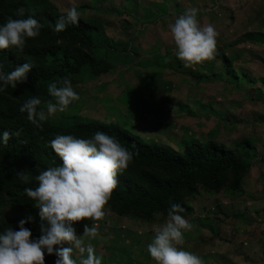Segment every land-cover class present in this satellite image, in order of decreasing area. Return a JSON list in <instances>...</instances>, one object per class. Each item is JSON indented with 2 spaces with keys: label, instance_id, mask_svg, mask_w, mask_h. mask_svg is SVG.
<instances>
[{
  "label": "rangeland",
  "instance_id": "rangeland-1",
  "mask_svg": "<svg viewBox=\"0 0 264 264\" xmlns=\"http://www.w3.org/2000/svg\"><path fill=\"white\" fill-rule=\"evenodd\" d=\"M49 1L58 15L77 6L81 20L93 27L87 30L90 45L76 37L50 47L58 53L78 47L105 57L111 67L71 78L80 99L47 121L117 124L144 143L176 153L187 144L208 142L231 150L225 160L249 164L247 173L236 189L211 192L199 186L185 199L193 228L182 247L199 254L204 264H264V0H135L139 16L129 11V0V9L125 0ZM190 7L198 8L201 23H213L220 36L215 59L185 67L173 52L168 23ZM144 9L149 20L142 17ZM224 57L226 68L243 79H227ZM26 61L16 56L17 64ZM49 99L43 98L41 107ZM17 199V190H0V224L13 226L31 215L40 228L38 208L18 205ZM106 210L91 241L104 264H157L147 244L167 215L147 219L108 205ZM85 223L91 224L90 218L76 222L77 234H83Z\"/></svg>",
  "mask_w": 264,
  "mask_h": 264
},
{
  "label": "clouds",
  "instance_id": "clouds-1",
  "mask_svg": "<svg viewBox=\"0 0 264 264\" xmlns=\"http://www.w3.org/2000/svg\"><path fill=\"white\" fill-rule=\"evenodd\" d=\"M17 12L20 18L10 16L0 23V50L14 47L23 52L28 38L40 34L43 24L34 15L25 16L23 7ZM80 19L81 12L73 5L59 15L53 31L59 33L69 25H78ZM168 30L173 52L185 67L215 59L220 32L213 23H201L198 8L185 9L168 23ZM33 66L26 61L5 71L0 63V93L26 82ZM47 91L54 99H49L44 107L39 95L31 96L20 106L28 121L38 128L80 99L68 76L49 82ZM12 136L19 137L20 131L3 130L0 144H8ZM48 144L62 162L40 171L35 176L36 186L24 189L38 208L39 235L34 236L32 228L26 226L35 222L31 215L20 219L18 227L0 230V264H46V254L56 257L54 264H104L103 254H97L91 241L98 237V222L107 214L106 205L117 187L118 174L129 167L135 153L117 136L103 130L86 138L58 133ZM16 174L25 184L32 180L26 169ZM183 211L182 204L172 202L166 221L154 229L147 252L157 264H204L199 254L182 247L185 233L193 228ZM85 218H90L91 224L85 223L83 234H77L76 222Z\"/></svg>",
  "mask_w": 264,
  "mask_h": 264
},
{
  "label": "trees",
  "instance_id": "trees-1",
  "mask_svg": "<svg viewBox=\"0 0 264 264\" xmlns=\"http://www.w3.org/2000/svg\"><path fill=\"white\" fill-rule=\"evenodd\" d=\"M127 4L125 0L123 6L127 9L131 6L129 11L138 15L136 1L129 0V6ZM21 7L25 9V16L34 15L43 27L39 36L28 38L23 52L14 47L0 50V63H3L5 71H11L24 63L17 64L18 55L25 56L34 65L26 82L19 84L17 88L9 86L0 93V132L20 131L19 137L12 136L8 144H0V190H17L18 205L35 203L24 193L25 187H35V176L40 171L62 162L48 144L58 133H72L86 138L92 136L96 130H103L117 136L122 144L134 151V160L123 173L118 174L117 187L107 203L122 215L132 212L147 219L152 218L155 213L167 215L170 204L176 202L184 206L182 215L187 216L191 210L185 204V199L193 195L199 186L211 192H219L226 186L230 189L239 186L249 164L226 161L225 156L231 150L223 145L212 142L205 145L190 143L184 147L182 153H176L165 146L144 143L112 123L75 121L65 124L46 121L43 128L34 126L28 121L27 114L20 111V106L28 98L39 95L42 99H49V82L60 80L64 76L70 79L78 77L85 70L96 76L107 72L111 64L105 57L95 58L78 47H67L60 53L50 47L56 41L76 37L90 45L92 37L87 30L92 31L93 27L80 19L78 25H69L59 33L53 31V25L61 14L56 13L49 0H0V23L10 16L20 18L17 10ZM110 7L114 9L115 6L111 4ZM143 11L141 16L149 20V11ZM223 59L227 79L244 78V74H237L226 68L227 58ZM25 169L32 177L28 184L16 174L17 171ZM26 226L32 228L34 236L38 235L35 233L39 228L36 223L29 222ZM7 227L10 225L0 224V230ZM13 227H18V224ZM45 258L46 264L51 260L54 264L56 259L54 255L47 254Z\"/></svg>",
  "mask_w": 264,
  "mask_h": 264
},
{
  "label": "crops",
  "instance_id": "crops-1",
  "mask_svg": "<svg viewBox=\"0 0 264 264\" xmlns=\"http://www.w3.org/2000/svg\"><path fill=\"white\" fill-rule=\"evenodd\" d=\"M128 5V4H127Z\"/></svg>",
  "mask_w": 264,
  "mask_h": 264
}]
</instances>
